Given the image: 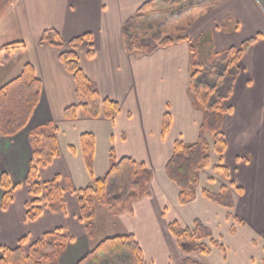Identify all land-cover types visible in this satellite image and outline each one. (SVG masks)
Segmentation results:
<instances>
[{
    "label": "crops",
    "instance_id": "crops-1",
    "mask_svg": "<svg viewBox=\"0 0 264 264\" xmlns=\"http://www.w3.org/2000/svg\"><path fill=\"white\" fill-rule=\"evenodd\" d=\"M148 0H14L10 16L17 19L25 48L8 61L0 60V87L16 77L29 63L40 80L39 99L28 122L13 136H0V175L6 174L13 187L12 201L0 206V247L14 248L22 237L23 247L43 233L61 228L70 240L58 264H76L94 245L79 219L76 195L105 174L111 160L130 157L152 173L149 194L129 203L125 210L111 213L95 205L94 234L102 238L132 234L143 254V264H263L264 249V0H223L198 12L187 29L179 32L188 40L157 48L151 54L128 53L121 29ZM17 17V18H16ZM56 30L67 42L89 34L77 52L80 69L102 98L119 105L112 119L92 118L78 110L67 119L66 107L77 105L75 82L59 60L61 48L40 43L44 30ZM260 34L240 61L223 117L226 148L219 160L210 153L209 165L199 172L194 198L179 204L178 187L168 179L165 165L174 142L192 144L198 138L202 111L189 92L190 43L207 35L214 50L238 46ZM91 49L92 54L88 55ZM21 59V64L18 61ZM16 75V76H15ZM168 129L162 131L165 114ZM56 128L58 155L40 168L37 181L57 178L65 210L52 213L43 207L34 220H26L31 198L25 185L32 160L30 131L42 124ZM93 136V156L86 166L81 135ZM221 162L225 175L214 167ZM225 186L232 197L228 209L203 195ZM2 192L0 189V204ZM210 229L220 244L208 254H184L168 225L193 227L194 221ZM104 226V227H103ZM107 230V231H106ZM101 238V239H102Z\"/></svg>",
    "mask_w": 264,
    "mask_h": 264
},
{
    "label": "trees",
    "instance_id": "trees-1",
    "mask_svg": "<svg viewBox=\"0 0 264 264\" xmlns=\"http://www.w3.org/2000/svg\"><path fill=\"white\" fill-rule=\"evenodd\" d=\"M159 1L179 4L183 0H148L136 13L124 22L121 34L125 50L130 53L151 54L157 48L175 42L188 40L186 36L176 38L164 36L158 30L136 32V27L148 13L154 11ZM223 0H207L204 8L214 7ZM185 29H179L183 32ZM260 34L243 41L238 46L215 51L211 39L203 35L190 43V81L189 92L195 106L202 111V122L197 140L192 144L175 141L173 151L165 165V173L179 189L178 202L185 204L195 196L199 181V172L207 167L210 153L217 154L219 160L226 148L222 122L229 112L226 102L230 99L234 83L240 73V61L246 50ZM90 40L89 34L76 36L64 42L54 29L43 31L40 43L61 48L59 60L65 70L72 75L75 82V93L80 99L77 105L64 109L67 119L74 118L78 110L96 118L102 116L112 119L119 112V105L109 99L102 98L96 85L90 81L79 67L77 52L85 41ZM23 41L10 42L0 46V60L8 61L23 51ZM92 54L91 49L87 53ZM40 80L36 77L33 67L26 63L21 72L0 87V136L10 137L24 128L40 94ZM169 115L163 117L162 131L169 126ZM57 128L53 123H45L33 128L29 133V143L32 150V160L28 167L25 180L30 202L25 212L26 220H34L46 207L52 213L65 210L63 189L57 178L38 182L37 174L40 168L46 167L59 153L56 140ZM93 136L90 133L81 135V150L86 166L90 168L93 156ZM111 164L105 174L93 181L87 187L70 189L77 198L79 219L85 225L86 235L91 238L94 233L92 222L95 216V205L104 206L111 213L125 210L130 202L141 199L149 194L151 171L140 162L130 157L115 160L110 155ZM216 173L225 175L226 169L219 162ZM2 192L1 208L4 210L12 201L13 187L6 174L0 175ZM203 195L209 200L228 209L232 207V197L227 187L222 186L217 193L203 190ZM170 233L176 239L180 250L186 254H208L213 247L220 244L214 239L209 228L199 221H194L193 227L182 228L178 223L168 225ZM70 238L61 228L45 232L36 241L23 247L26 237L18 241L14 248L0 247V264H58ZM264 240V236H263ZM264 249V244H263ZM185 258L181 264H189ZM76 264H143V254L140 245L132 234L106 237L90 249ZM264 264V259H263Z\"/></svg>",
    "mask_w": 264,
    "mask_h": 264
},
{
    "label": "rangeland",
    "instance_id": "rangeland-1",
    "mask_svg": "<svg viewBox=\"0 0 264 264\" xmlns=\"http://www.w3.org/2000/svg\"><path fill=\"white\" fill-rule=\"evenodd\" d=\"M13 1L0 0V46L10 42L22 41L24 38L17 19L10 16V7ZM206 2L207 0H183L179 4H173L159 1L154 11L141 19L136 27V32L158 30L164 36L176 38L179 36L178 30L187 29L198 12L203 11V5ZM21 62L20 59L18 64H21ZM117 230L114 233L115 235L118 234ZM102 231L103 229L100 228L96 231V234L93 233L94 239L90 241L91 245L95 246L105 238H102V236H105L102 235Z\"/></svg>",
    "mask_w": 264,
    "mask_h": 264
}]
</instances>
